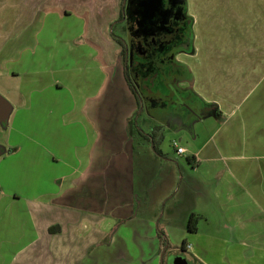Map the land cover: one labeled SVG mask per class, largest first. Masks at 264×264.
Segmentation results:
<instances>
[{
	"label": "crops",
	"instance_id": "obj_1",
	"mask_svg": "<svg viewBox=\"0 0 264 264\" xmlns=\"http://www.w3.org/2000/svg\"><path fill=\"white\" fill-rule=\"evenodd\" d=\"M187 9L192 39L179 57L207 112L172 119L171 126L162 121L187 141L181 143L184 167L162 144L158 155L150 139L127 130L138 103L113 69L117 47L102 41L118 0H0V77L12 75L0 88L28 100L27 109L33 97L47 102L49 87L62 88L52 73L69 66L70 52L76 59L77 49L83 55L72 38L87 39L89 57L106 74L94 93L77 96L62 113L75 130L66 137L72 157L54 161L65 171L45 178L47 186L25 198L0 189V264H100L102 253L108 264H152L163 245L158 229L171 242L184 239L196 263L264 264V0H187ZM114 112L124 116L118 127L104 119ZM17 113L13 104L8 121ZM210 118L215 126L203 137ZM80 121H87V141L76 144ZM158 183L170 190L151 199ZM21 199L24 207L17 209ZM155 201L161 204L151 209ZM192 213L198 215L195 231L187 226Z\"/></svg>",
	"mask_w": 264,
	"mask_h": 264
},
{
	"label": "rangeland",
	"instance_id": "obj_2",
	"mask_svg": "<svg viewBox=\"0 0 264 264\" xmlns=\"http://www.w3.org/2000/svg\"><path fill=\"white\" fill-rule=\"evenodd\" d=\"M105 31L106 35L104 39H102V41H104V43L106 42L110 44L111 46L117 47V45L111 40L108 35L109 29H106ZM116 31H119L118 27L116 28ZM71 37L72 36H70V38ZM71 42H75L74 45L77 46V48L82 47L84 49V53L82 55L80 50L77 49L76 55L78 56V58L76 59V56H74L72 52H70L68 58L69 66H63L62 68L53 69L54 71L52 75L53 77H59L62 80V88L60 90H57L55 85L49 87L50 90L46 92V98L44 99L45 101L47 100V102L42 103L43 101H40L37 97H33V99L35 98L34 104L30 109H27L26 107L28 105V100H15V98L11 96L12 94L7 92L8 87L0 88V93L7 97L18 110L16 120L14 122L12 120V116L10 117L9 121L0 119V189L4 188L6 190L5 192L10 194L12 197L14 193L18 192L23 196V198H25L32 192H34V188L38 189L39 186H41V188L47 186L45 178L59 173L58 171H65L64 164L59 165L54 161L56 158L67 159L72 157V152L74 151V149L72 148L73 145H69L67 147L66 137L69 132V136L70 138H72L71 134L74 133L75 130L74 126H71L72 128L70 129V124L65 125V123L67 122H63L62 113L72 109L75 106V102H77V96L80 100L81 96H87L88 94L94 93L97 90L99 81L104 75H106L103 71L104 66L101 65V62L89 57L90 55H88V51L90 47L87 44V39L83 37H77L75 38V41L72 38ZM117 52L118 51L116 49V61L114 62L113 69H118L121 72V63L117 58ZM78 60L79 63L77 64L76 62ZM105 69L108 68L105 67ZM11 76L12 75H2V77H0V81H7L9 80V78L10 80H12ZM114 76H116V74ZM24 77H26V75ZM144 85L146 88L145 90H142H144L143 92L146 94L145 95L143 93L145 100H149V102L152 101V103L155 104L154 107L159 102L164 104V107H166L165 102L167 101L165 99V96L170 97V87H168L167 84L163 85L161 83L156 84V89H153V86H150L151 83H144ZM103 87L104 88H102L101 91L106 94L108 86ZM158 89L162 94L155 91ZM118 90L121 91V88L119 86ZM118 93L121 94V92ZM33 95L36 96V93H34ZM104 96L105 95L101 96L102 101L104 100ZM122 96L123 98H125L123 94ZM92 100L93 99L91 97L89 102L92 103ZM119 101L120 98L114 105L117 108L120 106ZM25 104L26 106H24ZM51 109H53V112H50ZM152 112L153 110H151V113ZM111 114L109 115L108 113L107 115H105L104 119L113 118V121H116L115 126L118 127V125H122V118L124 116L122 114L115 115L116 112H114V115ZM139 115L142 127L147 130H150L154 124L161 123V120L157 118L156 120L154 119L153 115L150 114L147 106L146 109L143 110V112H141ZM212 120V118H210V120H206L209 123L208 129H206L205 125H203V130H205L202 133L204 134L202 135L203 137L207 136L212 130L213 126H215ZM83 123L86 124L87 127V121L79 122V126L76 130V144L86 143L87 141L85 130L84 128H82V126H84ZM126 127L128 131H130L131 127L134 128L135 135L133 137L137 138L141 136L137 131L136 124H130V122L128 121V126ZM164 133L165 136L161 143V147L163 148V150L166 151V153L170 157L174 158V161H178L181 165L187 167V158L185 156H180L179 154H177L173 146L171 145L172 137H176L178 139L182 136V134L175 133L171 128L168 127H165ZM127 135L128 137L131 136L129 132ZM59 141H62L63 145H60ZM142 141L148 144L147 151L149 152L150 143L147 142L146 139H142ZM180 143L187 146V141L185 138H182ZM150 154L151 156L155 157L153 152H150ZM180 174L178 172L176 175V187L180 182ZM36 177H39L38 180L36 179ZM40 178L42 180V183L39 185ZM152 182L153 179H151L150 184ZM159 186V183L156 189L154 188V186H152V188H154V191H151L149 194L151 199L159 196V194H163L166 190L169 189V187L166 186L162 190L159 188ZM172 193H174V191ZM164 201L165 200H163V202ZM24 202L25 200L21 199V202H17V204H15L14 206L18 209L19 205L22 209V207H24ZM159 204L161 203H158L156 201L152 202L150 205L151 209L152 207H156L157 209V206ZM139 206L140 205H138V207ZM11 210L12 209H10L9 211ZM4 218L10 220L7 212ZM163 222H165L164 219ZM123 236H125V232L123 233ZM168 241L170 242V247L165 252V258L163 259L161 256L157 257L153 260L152 264H162L163 260L164 263L166 262V264H180L182 257H185L186 262H189V264L195 263V259L193 256L194 251H192L191 249L187 250V248L186 250H183L181 248L184 239L180 241V243L175 241L171 242L169 238ZM133 246L134 245H132L130 242L128 243L129 248ZM161 247L162 245L159 249L160 253L163 249V247ZM218 248L220 249L221 247L219 246ZM100 264H108L107 258L104 256V253H102L101 255ZM131 264L137 263L131 262Z\"/></svg>",
	"mask_w": 264,
	"mask_h": 264
},
{
	"label": "flooded vegetation",
	"instance_id": "obj_3",
	"mask_svg": "<svg viewBox=\"0 0 264 264\" xmlns=\"http://www.w3.org/2000/svg\"><path fill=\"white\" fill-rule=\"evenodd\" d=\"M154 1L157 0H118V13L107 29L117 45L122 76L134 94L131 81L140 97L139 114L147 106L154 119L161 120L156 124H163L165 129L164 123L171 126L172 119L192 120L207 111L204 101L193 92L188 67L179 57L182 51H187L192 39L187 0H158L155 9L151 4ZM144 83H151L153 89L158 83L170 87V97L165 96L166 107L161 102L156 104L159 108L154 107L152 101L145 100ZM181 260L189 264L185 257Z\"/></svg>",
	"mask_w": 264,
	"mask_h": 264
},
{
	"label": "trees",
	"instance_id": "obj_4",
	"mask_svg": "<svg viewBox=\"0 0 264 264\" xmlns=\"http://www.w3.org/2000/svg\"><path fill=\"white\" fill-rule=\"evenodd\" d=\"M128 79V77H127ZM130 83V86L133 88V92H134V95L136 97V100H137V103L138 105L140 104V97L139 95L137 94V91L136 89L133 87L131 81H129ZM139 109L137 108L136 111L134 112V114L131 116V118L129 119V122L130 124H136V127H137V131L138 133L142 136V138H147V139H150V142L152 143V147H153V150L156 154L158 155H162V150L160 149V144L161 142L163 141L164 139V125L163 124H156L154 125L150 131L146 132L144 131L141 126L139 125ZM130 133L132 135H135L134 134V128L131 127L130 129ZM198 219V215H196L195 213H192L190 215V219H189V222H188V229L191 230V231H195L197 230V227H196V221ZM59 229L58 226L56 227H51L50 228V231L54 232V231H57ZM158 236L162 239L163 241V249H162V252L160 253V256L164 259V255H165V252L168 250V248L170 247V242L168 241V238L167 237H163V235H165V232L163 230H159L158 229ZM181 248L183 250H186V244H185V241L182 243V246ZM162 264H166V262L164 263V260H163V263ZM195 264H202V263H199V262H195Z\"/></svg>",
	"mask_w": 264,
	"mask_h": 264
},
{
	"label": "water",
	"instance_id": "obj_5",
	"mask_svg": "<svg viewBox=\"0 0 264 264\" xmlns=\"http://www.w3.org/2000/svg\"><path fill=\"white\" fill-rule=\"evenodd\" d=\"M160 1H154L151 2L153 5L152 8H156V6L159 4ZM12 109V103L8 98H6L2 93H0V119L1 120H8L10 112ZM182 260L180 261V264H183ZM186 264V263H185Z\"/></svg>",
	"mask_w": 264,
	"mask_h": 264
},
{
	"label": "built area",
	"instance_id": "obj_6",
	"mask_svg": "<svg viewBox=\"0 0 264 264\" xmlns=\"http://www.w3.org/2000/svg\"><path fill=\"white\" fill-rule=\"evenodd\" d=\"M171 145L173 146L176 153L179 155L184 154L186 152V148L181 145L177 138H172Z\"/></svg>",
	"mask_w": 264,
	"mask_h": 264
}]
</instances>
